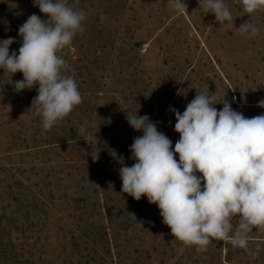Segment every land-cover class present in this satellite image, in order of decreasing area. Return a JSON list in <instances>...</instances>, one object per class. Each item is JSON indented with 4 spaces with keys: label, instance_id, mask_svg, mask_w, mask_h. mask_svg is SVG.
Masks as SVG:
<instances>
[{
    "label": "rangeland",
    "instance_id": "1",
    "mask_svg": "<svg viewBox=\"0 0 264 264\" xmlns=\"http://www.w3.org/2000/svg\"><path fill=\"white\" fill-rule=\"evenodd\" d=\"M66 2L86 13L83 31L59 53L82 103L45 131L33 104L38 85L17 92L0 69V231L15 244L0 264H264V231L250 233L248 250L212 240L198 253L175 239L157 205L121 191V165L104 147L132 166L130 146L143 132L126 117L137 113L174 149L172 109L183 113L197 90L245 117L264 114V11L248 15L225 0L236 18L219 23L200 8L204 0H185L184 14L168 0ZM33 13L47 19L33 0H0V40L15 39L10 52ZM246 21L259 35L239 34ZM94 147L102 149L98 161Z\"/></svg>",
    "mask_w": 264,
    "mask_h": 264
},
{
    "label": "clouds",
    "instance_id": "2",
    "mask_svg": "<svg viewBox=\"0 0 264 264\" xmlns=\"http://www.w3.org/2000/svg\"><path fill=\"white\" fill-rule=\"evenodd\" d=\"M168 3L177 13L188 11L185 0ZM236 3L248 15L264 11V0ZM33 5L47 19L33 13L19 27L22 44L18 52H10L14 38L0 40V69L17 92L38 85L33 104L42 117L43 130L48 131L82 103L78 84L65 74L68 65L59 53L83 31L86 13L66 0H33ZM200 8L213 13L219 23L236 18L225 0H204ZM237 30L248 39L260 32L249 21ZM16 73H22L23 79L13 81ZM219 103L223 104L220 110L214 106ZM260 106L264 107V101ZM172 111L179 134L174 149L148 115L137 113L126 117L131 128L143 132L130 146L132 166H125L124 157L104 142L109 155L121 165V191L137 201L146 196L158 206L174 238L195 246L198 253L206 252L212 240L248 250L250 233L264 231V114L245 117L204 90H197L183 113ZM101 150L94 147L93 161H98Z\"/></svg>",
    "mask_w": 264,
    "mask_h": 264
},
{
    "label": "trees",
    "instance_id": "3",
    "mask_svg": "<svg viewBox=\"0 0 264 264\" xmlns=\"http://www.w3.org/2000/svg\"><path fill=\"white\" fill-rule=\"evenodd\" d=\"M6 227H3L0 231V258H9L15 249V244L13 240L9 237H5L8 233H5Z\"/></svg>",
    "mask_w": 264,
    "mask_h": 264
}]
</instances>
